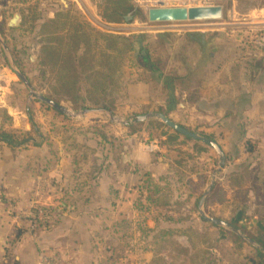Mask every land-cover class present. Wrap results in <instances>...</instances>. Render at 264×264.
<instances>
[{"label":"rangeland","instance_id":"rangeland-1","mask_svg":"<svg viewBox=\"0 0 264 264\" xmlns=\"http://www.w3.org/2000/svg\"><path fill=\"white\" fill-rule=\"evenodd\" d=\"M67 2L69 7L81 12L96 30L126 36H143L145 44L151 48L154 64L165 74L176 71L182 76H192L199 62L203 60L207 62L206 71L200 73L190 83L186 84V79L176 81L177 102L173 109H169L168 93L163 90L162 84L156 85L155 75L144 70L136 57V52L128 53L123 61L121 73L123 89L115 94L118 104L116 114L113 115L115 119H111V114L105 111L100 114L75 116L81 110H74L67 101L60 104L71 113L63 116L51 106L48 108L47 105L31 98L28 87L17 74L14 81H9L10 96L7 100L13 105V116L10 115L11 122H8V126L22 130V119L23 117L27 119L29 108L42 134L41 137L33 134L36 142L40 144L46 141L47 147L52 148L55 139H58L64 146L65 154L70 155V160L76 161L77 165H81L83 173L88 172L89 177L93 175L98 179H107L105 190L111 195L110 207L127 211L122 218H107L105 221L107 225L112 226L109 240L113 241L111 244V249H114L113 258L114 255L117 261L127 258L126 264H135V251L144 249L140 248L144 238L150 241L153 238L155 247L158 248L160 242L156 235L163 230H166L168 239L165 243L166 248L161 251H167L169 255L166 252L162 253H166L171 259L172 255L175 256L177 264L180 262L178 260L183 258V254L177 249L176 244L188 248L192 254L197 252L202 254V235H209L211 240L216 235L215 229H208L209 226L201 220L199 212V201L213 181L222 190L203 206L206 215L223 219H235L239 215V222L248 224L245 217L251 213V207L247 198L252 190H257L258 186L253 183L257 174L246 170V167L239 172L230 169V163L237 159L236 155L230 154L233 126L225 120L214 123L213 120L205 119L200 102L205 87L210 93L207 95L208 98H214L215 93L221 91L224 99L229 102L231 93L237 91L240 81L250 82L259 79L262 71L264 72V50H256L250 39L251 30L256 26L262 27L258 24L264 22V0H223L224 17L212 23L202 21L152 23L145 11L136 9L141 11V14L134 16L131 21L123 20L117 24L110 23L103 17L105 0ZM30 7L38 8L41 20L47 18L53 11L67 9L60 0H27L26 3L0 0V18L9 20L12 14H20V8H25V13L29 14ZM188 33L204 34L207 43V51L204 54L201 52L203 46L197 42L200 37L190 39ZM7 43L24 62L25 74L37 85L39 80L36 61L30 60V56L36 59L38 54L37 29L33 31L28 23L23 29L9 32L8 36L0 41V51L7 47ZM211 55L214 58H211ZM0 60L10 67L11 61L14 62L13 55L6 57L4 52H0ZM237 66L248 71L242 69L241 73L237 72ZM13 67L19 72L15 66ZM253 71L257 72V75ZM215 80L226 87L218 92L209 89V84ZM37 91L44 95L46 93L44 90ZM1 104L3 103H0V108L7 111ZM159 106L168 112L169 120L217 142L229 156L225 163L226 171L217 172L222 156L214 146L211 151L200 155L193 150L192 142L181 145L194 156L193 159L181 156V159L185 160L183 164L187 167L178 166V170H170V164L174 162L176 166L175 159L171 153L168 155L166 146L162 144L164 138L159 136L160 131L148 126L151 120L165 122L161 116L154 115ZM226 108L229 112L228 103ZM147 114L151 117L143 121L140 131L130 134L123 122L133 123L135 116ZM15 122L18 124L16 127ZM51 152L45 157L47 166H53L57 161V156ZM259 172L260 178L264 180V167ZM148 174L152 177L153 183L162 187L163 195L171 201L170 205L154 206L149 202L145 187L149 184ZM259 185L264 188V185ZM263 188L261 191L264 194ZM132 211H137L139 217H133ZM241 216H244V219ZM149 219L154 221L156 228L147 225ZM206 231L210 233L207 234ZM221 239L220 245L224 247L223 242L227 238ZM244 240L247 241L245 238ZM227 252L230 253V250ZM245 252L249 254L252 250L246 246ZM227 256L231 258L236 255ZM240 257L242 256H236L234 262L241 260Z\"/></svg>","mask_w":264,"mask_h":264},{"label":"crops","instance_id":"crops-1","mask_svg":"<svg viewBox=\"0 0 264 264\" xmlns=\"http://www.w3.org/2000/svg\"><path fill=\"white\" fill-rule=\"evenodd\" d=\"M60 1L67 9L71 8L67 0ZM57 11H53L45 19L53 17ZM9 20L0 18V23L6 22L5 34L0 33V41L3 37H7L9 32L22 29V24L17 28L9 27ZM6 45L7 47H4L3 51L0 52H4L8 57L11 52L8 43ZM37 57L38 54L36 59L30 56V60L37 61ZM211 58L214 56L211 55ZM12 61L11 68L1 63L0 60V103H3L1 105L7 109L11 116H13V105L7 100V97L10 96L8 86L9 81H14L16 74L18 75V71L13 66L17 69L18 67ZM242 69L247 70L246 68H239V66L236 68L237 72L240 73ZM254 74L257 75V72ZM24 75L28 78L26 74ZM23 84L26 86L24 82ZM224 86L226 87V85L215 80L209 84V89H215L218 92V90L224 89ZM237 88L236 92L231 93L228 102L224 99L221 91L218 94L215 93L214 98H208L207 95L210 93L206 91L205 87L204 92H202V102H200L202 115L208 121L213 120L216 123L225 120L233 126V142L230 145V154L236 155L237 159L230 163L229 167L232 171L237 172L246 167V170L257 174L253 183L256 186H260L259 184L263 186L264 180L260 178L261 173L259 171L264 167V72L262 71L259 79H253L250 82L240 81ZM41 103L43 104V102ZM227 103L229 112L226 108ZM27 111V119L23 117L21 124L22 130L25 131L32 128L31 111L29 108ZM61 115L64 116L65 114ZM17 125L15 122L14 127ZM44 135L46 136V134ZM48 137L53 138L50 135ZM248 145L252 148L251 152L248 151L250 148ZM51 151L57 156V161L53 166H47L45 157L46 154L52 153ZM225 171L226 167L221 172ZM81 173H83L81 165L70 160V155L65 154L64 146L58 139H55L52 148L47 147L46 141L38 146L30 145L15 150L6 145L1 146L0 264H38L41 252H62L72 259L73 264L127 263V258H122L119 261L116 260L115 255L113 258L114 249H111L113 241L109 240L112 226L105 222L107 218H122L127 211L110 207L111 195L105 190L107 179H98L93 175L89 177L88 172ZM39 187H43V191L40 195H36ZM255 191L252 190L247 198L251 207V213L247 215L252 216L257 213L264 218V194L260 191L256 195ZM35 204L45 206L49 214V222L40 226L35 233H30L29 215ZM132 213L133 217H139L137 211H132ZM252 221L253 224L258 223L256 219H252ZM147 225L150 228H156L151 219L147 220ZM222 227L232 230L229 224ZM208 229H215V227L212 226ZM237 233L242 235L240 231ZM242 237L247 236L242 235ZM218 242L215 243L214 248H208L207 243L202 242V257H204L202 264H234V258L238 255L234 252L232 243L224 241L223 247L220 245L222 239ZM140 248L144 249L135 251V264H172V259L168 256L167 251H158V248L155 247L153 238L151 241L144 238ZM229 250L230 253L227 252ZM162 252H166L168 255ZM244 253L247 254L245 248ZM228 254L236 256L228 258ZM240 258L241 260L238 261H243V258ZM178 261L181 264L183 259Z\"/></svg>","mask_w":264,"mask_h":264},{"label":"trees","instance_id":"trees-1","mask_svg":"<svg viewBox=\"0 0 264 264\" xmlns=\"http://www.w3.org/2000/svg\"><path fill=\"white\" fill-rule=\"evenodd\" d=\"M19 3H26L27 0H16ZM105 8L103 17L111 23H120L129 13L133 16L141 14V11L136 10L131 0H105ZM29 14L25 13V8H20L22 15V29L28 23L31 25L33 31L37 29L38 35V57L36 61L37 77L39 83L31 80L30 82L35 89L44 90L45 96L56 103L67 101L71 104L74 110H83L86 108H100L102 111L115 115L117 111V98L123 86L121 84V73L123 61L128 53L136 52V57L141 62V66L147 73L154 74L156 78V85L162 84L163 90L167 91L169 97V109H173L177 102L175 91L177 89L176 81H185L190 83L192 79L204 73L207 69V62L205 60L198 63V67L191 74L192 76H182L176 71H169L166 74L163 70L158 68L153 62L151 48L145 44L143 36L135 37L133 35H122L107 33L96 30L90 22L82 15L81 12L75 10L73 7L66 10H59L55 12L54 16L44 21L41 20L40 13L37 7H30ZM6 22L0 23V33L5 34ZM188 38L193 39L199 36L197 42L203 46L201 52L204 54L206 50V40L204 34L188 33ZM9 47V46H8ZM10 49V47H9ZM14 58V63L22 74H25V64L19 58L15 50L10 49ZM210 56V55H209ZM44 104V103H43ZM46 105V104H44ZM48 108H51L47 105ZM146 107V106H144ZM154 115L164 116L168 118V112L164 111L161 106L157 108ZM136 118V116H135ZM11 122V117L4 108H0V149L2 145L10 147L12 150L17 148H26L33 145L38 146L34 138V133L41 136L40 128L33 119L30 112L31 130L25 131L8 126ZM143 121L127 122L125 127L130 131V134H135L140 131V126ZM151 129H158L159 136L164 138L162 144L166 146L167 151L172 154L175 159V165L170 164V170H178V166L186 168L183 164L184 159L181 156L194 158L191 152L184 150L181 145L186 142H192L193 150L196 154H203L212 149L210 144L201 140L189 138L184 134L176 131L165 122L158 120H151L148 123ZM104 138L105 135L102 134ZM211 138V137H209ZM185 141V142H184ZM248 151H252L248 145ZM222 148V147H221ZM223 150V148H222ZM225 154V163H227L229 156ZM218 163V162H217ZM193 170V169H192ZM146 190L148 192V200L154 206L170 205V199L163 195L162 187L153 183L152 177L148 174V181ZM146 184V183H145ZM144 184V185H145ZM263 187H257L255 194L258 195ZM264 189V188H263ZM222 190L217 183L210 191L206 198V203L215 197V194ZM222 200V199H221ZM220 200V201H221ZM242 217V216H241ZM220 218V217H218ZM239 216L235 219H223L226 221L232 230L225 229L222 226L206 222L209 227H215L216 237L213 240L209 235H202V242L207 243L208 248H214L215 243L221 238H227L233 245V250L236 254L242 256L243 261H235L234 264H264V251L251 246L244 240L240 233L253 239L259 246L264 248V218L257 213L252 216H246L245 219L248 224H241ZM244 219V216L242 217ZM252 219H256L258 223H254ZM250 223V224H249ZM253 224V225H252ZM186 234V231L184 232ZM206 233H210L207 232ZM159 239L158 251L166 248L167 232L163 230L156 235ZM190 240V239H189ZM191 241V240H190ZM192 245V241H191ZM183 254V261L181 264H202V254L197 252L192 254L188 248L180 245H175ZM251 247L252 253H244V248ZM195 247V245H193ZM209 251V249H207ZM210 252V251H209ZM173 264L176 263L177 258L172 255Z\"/></svg>","mask_w":264,"mask_h":264},{"label":"water","instance_id":"water-1","mask_svg":"<svg viewBox=\"0 0 264 264\" xmlns=\"http://www.w3.org/2000/svg\"><path fill=\"white\" fill-rule=\"evenodd\" d=\"M148 20L152 23H168V22H182V21H217L221 20L224 17V9L222 6H209V7H170V8H153L150 9L147 13ZM133 13H129L126 17V21H131L133 19ZM22 24V17L19 13H15V15L9 20L8 26L17 28L20 27ZM19 77L23 80V82L26 84L30 91L31 98H34L36 100H39L49 106H51L54 110L58 111L61 114H70V110L63 106L62 104L56 103L53 100L47 98L44 94L38 92L32 83L29 81V79L22 73L18 72ZM102 112V109L100 108H93V109H83L81 111H78L75 116L77 115H87L91 113L100 114ZM151 115H142V116H136L135 121H144L148 118H150ZM163 120L172 128H174L176 131L184 134L185 136L197 140H201L207 144H210L211 146H214L217 151L222 156V161L220 163V166L217 170V172H221L225 167V154L221 147L218 145L217 142L208 139L206 137H202L194 132L189 131L188 129L184 128L183 126L178 125L177 123L169 120L167 117L161 116ZM111 119H115L113 115H110ZM126 124V122H123ZM215 182L213 181L211 185L209 186V189L202 195L200 201H199V212L202 216V218L206 222H210L215 225H221V226H228V223L214 217H210L206 215V213L203 210V206L206 200L207 195L209 194L210 190L213 189ZM245 239L252 245H256L259 249L264 251V248L257 245L254 240L245 237Z\"/></svg>","mask_w":264,"mask_h":264},{"label":"built area","instance_id":"built-area-1","mask_svg":"<svg viewBox=\"0 0 264 264\" xmlns=\"http://www.w3.org/2000/svg\"><path fill=\"white\" fill-rule=\"evenodd\" d=\"M136 9L143 10L146 13L153 8H170V7H209L222 6L223 0H131ZM223 7V6H222ZM222 20V19H221ZM219 21V20H217ZM186 22V21H182ZM200 22V21H189ZM212 23L215 21H202ZM180 23V22H168ZM262 27L256 26L251 30L250 39L254 48L258 51L264 50V22L259 23ZM43 187H39L36 195H40ZM49 222V214L45 206L35 204L33 211L29 215V231L35 233L42 225ZM38 264H73L70 257L62 252H41L38 258Z\"/></svg>","mask_w":264,"mask_h":264}]
</instances>
